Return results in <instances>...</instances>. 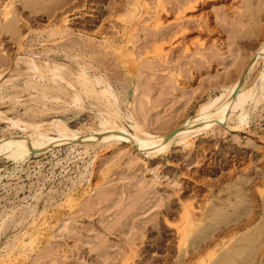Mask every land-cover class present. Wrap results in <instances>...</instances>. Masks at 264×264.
Here are the masks:
<instances>
[{
	"label": "rangeland",
	"instance_id": "obj_1",
	"mask_svg": "<svg viewBox=\"0 0 264 264\" xmlns=\"http://www.w3.org/2000/svg\"><path fill=\"white\" fill-rule=\"evenodd\" d=\"M216 3L187 17L190 30L176 47L165 43L164 57L153 38L177 22L167 16L154 27L153 3L132 13L133 0H0V141L39 131L63 137L62 121L80 136L101 127L102 104L84 94L83 106L66 84L63 92L47 61L65 65L67 76L85 70L113 83L109 106L121 124L134 132L137 119L150 136L166 135L223 96L264 41V0ZM256 65L246 88L262 82L264 59ZM258 100L153 154L112 140L0 154V264H264V96Z\"/></svg>",
	"mask_w": 264,
	"mask_h": 264
},
{
	"label": "bare ground",
	"instance_id": "obj_2",
	"mask_svg": "<svg viewBox=\"0 0 264 264\" xmlns=\"http://www.w3.org/2000/svg\"><path fill=\"white\" fill-rule=\"evenodd\" d=\"M217 0H156L154 2H151L150 0H133V3H136V5L134 6V8L132 9V13H135L138 9V7H144L145 9L150 7L153 3V5L150 7L151 10H148V11H151L152 12V17H154V21L153 23V26L154 27H157L159 28L161 26L162 28V25L165 23V20H166V17L167 16H173L175 18V21L177 23H175L176 25L179 26H182V27H178L174 24V23H171V24H174L173 25H166V27L168 26V30H166V28H162V30H158L156 32L159 33V36L158 37H154L153 39H155L154 43V47H153V51H155V54L158 55V56H164V55H167L168 51L165 52V43H169V45H173L175 46L174 44L176 43V41L178 42H181L179 41V38L182 36H184V33L183 35H181L180 33H183L184 31H186L187 29L190 30V26L189 28L187 27V22H189V20H192V19H187L188 16H190L191 14L194 13L195 15V12L203 9L206 4H213L216 3ZM227 2V0H221V2ZM232 1V0H231ZM231 3V2H230ZM226 4L224 6V3H220L222 4L225 9L229 7H231L229 4ZM4 4V3H3ZM8 4V3H7ZM113 4V3H112ZM217 4V3H216ZM232 4V3H231ZM10 5V4H9ZM117 5V4H116ZM212 5V6H213ZM221 6V5H220ZM228 6V7H227ZM2 7H6L5 8V11L3 12L5 16L3 17H6L8 16L9 14L12 13V11L10 10L11 7H9L8 5L4 4ZM9 7V8H7ZM114 7V6H112ZM123 7V6H122ZM247 7V6H246ZM250 7V6H249ZM117 8V7H116ZM130 8V7H129ZM148 8V9H150ZM4 9V8H3ZM111 9V8H110ZM118 9V8H117ZM250 9V8H249ZM247 9V10H249ZM116 10V9H115ZM143 10V8H142ZM139 11V10H138ZM147 11V9H146ZM242 11V10H241ZM240 11V12H241ZM117 12V11H115ZM114 12V13H115ZM119 12V10H118ZM220 12V11H219ZM226 14L227 11H224ZM235 12V11H234ZM246 12V11H244ZM140 13V12H139ZM150 13V12H149ZM222 13H223V9H222ZM137 14V13H136ZM148 14V13H147ZM198 14V13H197ZM196 14V15H197ZM202 14V13H201ZM230 14V13H229ZM243 14V13H242ZM118 15V14H117ZM120 15V14H119ZM118 15V16H119ZM133 15V14H132ZM199 15V14H198ZM218 15H220V13H218ZM217 15V16H218ZM225 15V14H224ZM234 15V14H233ZM247 15V14H245ZM250 15V14H249ZM248 15V16H249ZM75 16V15H74ZM151 16V15H149ZM192 16V15H191ZM190 16V17H191ZM201 16V15H200ZM203 16V15H202ZM201 16V17H202ZM228 16V15H225L224 18ZM242 16V15H241ZM122 17V16H120ZM119 17V18H120ZM133 17V16H132ZM151 17V18H152ZM172 17V18H173ZM194 17V16H192ZM197 17V16H196ZM199 17V16H198ZM205 17V15H204ZM221 17V15L219 16ZM173 18V19H174ZM6 19V18H5ZM202 19V18H201ZM219 19V18H217ZM222 19V17L220 18ZM227 19V18H226ZM225 19V21H226ZM235 19V18H234ZM244 19V18H243ZM247 19V18H246ZM147 20V19H146ZM169 20V19H168ZM200 19L197 20L196 18V21L198 22ZM147 21H151V19L147 20ZM171 21V20H170ZM204 21H205V18H204ZM223 21V22H225ZM245 21V20H244ZM243 21V22H244ZM246 21H249V20H246ZM146 22V21H145ZM152 22V21H151ZM192 22V21H191ZM194 22V21H193ZM207 22V21H206ZM206 22H204L206 24ZM241 22V21H240ZM220 23V22H219ZM218 23V24H219ZM230 23V22H228ZM242 23V22H241ZM11 24V23H10ZM9 24V26H10ZM14 24V23H13ZM166 24V23H165ZM191 24V23H190ZM198 24L201 25L202 27V20H201V23L198 22ZM197 24V25H198ZM226 24V23H225ZM12 25V24H11ZM137 25V24H136ZM139 25V23H138ZM137 25V26H138ZM189 25V24H188ZM195 25V23H194ZM197 25H195V27H197ZM144 26V25H143ZM141 26V27H143ZM147 26V25H146ZM151 26V27H153ZM177 28H176V27ZM213 26V25H212ZM228 26V25H227ZM136 27V26H135ZM153 27V28H154ZM204 27V25H203ZM207 27V26H206ZM221 27V26H220ZM243 27V26H242ZM132 28V26H131ZM140 28V27H139ZM156 28V30H157ZM182 28V29H180ZM198 28V27H197ZM218 28V26H217ZM248 28V27H247ZM134 29V28H133ZM138 29V28H136ZM143 29V28H142ZM207 29V28H206ZM225 29V28H224ZM132 30V29H131ZM145 30V28H144ZM148 30V29H147ZM155 30V29H154ZM192 30V29H191ZM241 30V29H240ZM130 31V30H129ZM134 30H132L131 32H133ZM136 31V30H135ZM139 31V30H138ZM150 31V29H149ZM200 31V30H199ZM222 31V30H220ZM128 32V31H127ZM130 32V34H132ZM140 32V31H139ZM151 32V31H150ZM154 31H152L153 33ZM225 32V31H224ZM119 33V32H118ZM129 33V32H128ZM137 34V32H134ZM148 33V32H146ZM156 34V33H155ZM134 35V38H135V34H132V36ZM149 35V34H147ZM153 34H151L152 36ZM137 36V35H136ZM197 36V35H196ZM196 36H194L196 38ZM231 36H234L233 34ZM128 38V36H126ZM150 37V35L148 36ZM210 37V36H209ZM214 37V36H213ZM133 38V39H134ZM152 38V37H151ZM148 39L149 41L151 40ZM192 38V37H191ZM207 38V37H206ZM152 39V40H153ZM184 39V38H183ZM205 39V38H204ZM214 39V38H213ZM235 39V38H234ZM233 39V40H234ZM193 40V39H191ZM148 41V42H149ZM185 41V40H184ZM218 41V40H217ZM137 42V40L135 41ZM186 42V41H185ZM202 42V41H201ZM235 42V41H234ZM153 43V44H154ZM182 43V42H181ZM191 43V42H190ZM190 43H188L190 45ZM204 43V42H202ZM216 43V42H215ZM187 44V42H186ZM200 44V43H199ZM209 44V43H208ZM192 45V44H191ZM217 45V44H216ZM187 46V45H186ZM197 46V45H195ZM222 46V45H221ZM176 47V46H175ZM188 47V46H187ZM205 47V46H204ZM212 47V46H211ZM217 48V46H216ZM190 49V48H189ZM188 49V50H189ZM196 49V48H195ZM192 50V49H191ZM200 50V49H199ZM194 52V51H193ZM199 52V51H198ZM217 52V51H216ZM19 53V52H18ZM210 53V52H209ZM190 54V53H189ZM196 54V53H195ZM213 54V53H212ZM219 54V53H218ZM31 55V54H30ZM30 55H28L30 57ZM199 55V54H198ZM19 55H17L18 57ZM33 56V55H32ZM31 56V57H32ZM170 56V55H169ZM167 56V58L169 57ZM251 59L248 61V63L246 64V66L242 68L243 70H241V74L238 75V78H236L235 82L231 85L230 88H228V91H226V93H222L224 94L223 96H217L216 98L214 97V100H210L209 102H206L204 105H201L202 107L200 108L199 107V111L198 113H196L195 115L193 116H190V117H187L181 125H179L178 127H176L175 129L171 130L169 133H167L166 135H154V136H158L157 138L153 137V136H150L152 135L150 132H148L149 130L143 128V124L141 125L140 122L137 120V119H133L134 120V123L131 124L132 127L134 128V132H132L129 128H127L123 123L121 124V122L119 121L120 119V116L121 114H118L120 113L119 110H116L117 108H114L112 109L109 105L112 103L110 101V96L112 98V95L114 96V91H113V85L111 86V84H109L108 82L106 83H103L104 82L101 78L98 79V78H93L92 76H87L88 74H86L83 70V71H78V72H75V75L76 76H72L71 75H65V74H68V71L67 73H62L61 72V69L62 67L65 68V65H61V64H51L50 62L51 61H47V66L49 67V70L51 71V75L50 77H53L54 79H56L57 81L60 82V85H59V88L63 91V87L64 88H67L68 86V90L67 92H70L71 93V97L75 99L76 102H80L81 104H83V106L86 104L85 101L86 99L84 98V94H90V104H96V105H92V106H97L98 104L102 106H98L97 109L95 110L96 112H98V116H100V128L99 129H95V131L93 132H90V133H81L82 135H78L76 133H74V131L70 129V127L68 128L67 124L63 125L62 124L64 123L62 121V123H58L60 124L61 126L59 127V133H61L63 135V137H55V136H50L48 135V133H43V132H38L36 134H31V136H28V137H23L21 139H16V140H2L0 141V154H7L8 156H13V157H18L20 155H22L23 153H26V152H29V151H32V150H36L38 152H41L43 150H46L50 145H54V144H58V145H61V144H65V143H82V142H89V141H94V140H112V141H116L118 142L119 144H123V145H126L127 147H129L130 149H135V150H140V151H147L149 153H156L159 152L161 149H167L169 148V146H171L172 144H174V142H176L177 140L178 141H181V142H184V143H187L190 136H192L194 133H197V131H202V129L205 127L208 128V126H214L215 124H222L226 121L227 118H230L232 116V113L231 111L232 110H236V109H242V110H245L246 106L248 103L250 102H257V100L261 97L264 96V69L261 71L260 74H262V82H260L261 84L260 85H256V87H251V89H248L246 88V82L248 80V77L250 76V72L253 71L252 69L256 66L257 67V63L260 62L261 59H264V41L263 43L261 44V46L254 52L253 55H251ZM27 57V56H26ZM30 57V58H31ZM165 57V56H164ZM163 57V58H164ZM212 57V56H210ZM217 57V56H216ZM19 58V57H18ZM149 58V57H148ZM166 58V59H167ZM172 58V57H171ZM199 58V57H198ZM214 58V56L212 57ZM150 59V58H149ZM156 59V58H155ZM206 59V58H205ZM220 59V58H219ZM18 60V59H17ZM25 60V59H24ZM168 60V59H167ZM216 60V59H215ZM27 61V59H26ZM200 61V60H199ZM29 62V61H28ZM27 62V63H28ZM30 66L29 68L31 70H34V71H39L40 70V67L37 65V62H36V59L32 57V59H30ZM132 62V61H131ZM153 62V61H152ZM155 62H157L155 60ZM161 62V61H160ZM209 63V62H208ZM239 64V63H238ZM154 65V64H153ZM156 65V64H155ZM159 65V64H158ZM165 65V63H164ZM205 65V64H204ZM211 65V64H210ZM209 65V66H210ZM215 65V64H214ZM166 66H167V63H166ZM201 66V65H199ZM207 67V66H205ZM161 69V68H160ZM182 69V68H181ZM196 69V68H195ZM175 69H173L174 71ZM191 70H193L191 68ZM255 70V69H254ZM49 71V72H50ZM180 71V70H179ZM186 71V70H185ZM182 72V71H181ZM192 72V71H191ZM147 73H148V70H147ZM179 73V72H178ZM176 74V73H175ZM188 74V73H187ZM45 76H48L49 78V75L47 74H43ZM74 75V74H73ZM180 75V74H178ZM186 75V74H185ZM71 76V77H70ZM97 76V75H96ZM74 77V78H73ZM171 77V76H170ZM170 77H168L167 79H169ZM184 77V76H183ZM232 77V76H230ZM174 80V79H173ZM226 80V79H225ZM261 80V79H260ZM171 81V79H170ZM250 81V79H249ZM151 82V81H149ZM259 83V82H258ZM67 87H66V85ZM101 84V85H100ZM147 84V83H146ZM150 84H153V83H150ZM189 84V83H188ZM256 84V83H255ZM184 85V83H183ZM142 86V85H141ZM151 86V85H150ZM143 87V86H142ZM146 87V86H145ZM147 88V87H146ZM149 89V88H147ZM141 90H144L143 88ZM146 90V89H145ZM144 90V91H145ZM63 92H66V91H63ZM148 93V92H146ZM145 93V94H146ZM68 94V93H67ZM263 94V95H262ZM117 95V94H116ZM115 95V96H116ZM150 95V94H149ZM118 97V96H117ZM140 97V95H139ZM143 97V95H141V98ZM149 97V96H148ZM224 98L223 101H221L220 99L221 98ZM119 98V97H118ZM117 98V99H118ZM145 98V97H144ZM85 99V101H84ZM94 99L96 101H94ZM114 99V98H113ZM116 99V98H115ZM136 100V99H135ZM143 100V99H141ZM220 100V101H219ZM144 101V100H143ZM142 101V102H143ZM259 101V100H258ZM114 102V101H113ZM116 102V101H115ZM138 102H140V100L138 99ZM145 102V101H144ZM159 102V101H158ZM219 102H222L220 104H218ZM98 103V104H97ZM136 104V101L134 102ZM80 104V105H81ZM146 104V103H145ZM158 104V103H157ZM87 105V104H86ZM89 105V103H88ZM112 105H115L114 103ZM111 105V106H112ZM250 105H252L250 103ZM257 105V104H255ZM82 106V105H81ZM87 107V106H85ZM89 107H87L88 109ZM96 108V107H95ZM86 109V108H85ZM142 109V107H141ZM89 110V109H88ZM93 110V109H92ZM98 110V111H97ZM150 110V109H149ZM249 110V108H248ZM91 111V110H90ZM95 112V113H96ZM137 112V111H136ZM141 112V111H140ZM143 112V110H142ZM94 113V114H95ZM231 113V116H229ZM244 113H246L245 111H241V114L239 115L241 117V119H244ZM248 113V112H247ZM246 113V115H247ZM2 114V111L1 113ZM146 114V112H145ZM5 115V114H4ZM136 115V114H135ZM3 116V115H2ZM7 116V115H6ZM122 116V115H121ZM132 116V115H131ZM151 116V115H150ZM185 116V115H184ZM8 117V116H7ZM134 117V116H133ZM132 117V118H133ZM136 117V116H135ZM144 117V116H143ZM153 117V116H152ZM131 118V117H130ZM138 118V117H136ZM173 118V117H172ZM185 118V117H184ZM60 119V118H59ZM145 119V118H144ZM153 119V118H152ZM140 120V119H139ZM155 120V119H154ZM170 120V119H169ZM228 120V119H227ZM57 121V120H56ZM141 121V120H140ZM147 121V119H146ZM149 121V120H148ZM159 121V120H158ZM243 121V120H242ZM155 121H153L154 123ZM57 123V122H56ZM142 123V121H141ZM150 123V122H148ZM152 123V125H153ZM165 122H163L164 124ZM57 124V125H58ZM53 125H55L53 123ZM161 125V124H160ZM239 125V124H238ZM238 125H231V128L232 130H236L238 129ZM31 126V125H30ZM39 126V125H38ZM43 126V125H42ZM56 126V125H55ZM167 126V125H166ZM216 126V125H215ZM40 127V126H39ZM38 127V128H39ZM58 127V126H56ZM32 128V127H31ZM46 129V128H45ZM147 130V131H146ZM49 131V130H48ZM32 133V132H31ZM109 142V141H108ZM180 142V143H181ZM114 143V142H113ZM116 145V144H114ZM118 145V144H117ZM153 151H152V150ZM166 151V150H165ZM152 153V154H153ZM140 154V153H139ZM131 215V214H130ZM129 215V216H130ZM133 220V219H132ZM128 222V221H127ZM184 230L182 229L180 232H183ZM183 235V233H180V235ZM134 238V237H133ZM130 242V241H129ZM136 247V245H135ZM103 248V247H102ZM134 248V247H133ZM132 248V249H133ZM101 249V248H100ZM105 249V248H104ZM135 249V248H134ZM139 249V248H138ZM208 250V249H206ZM214 250V249H213ZM212 250V251H213ZM129 251V250H128ZM133 251V250H132ZM139 251V250H138ZM131 252V251H130ZM132 253V252H131ZM127 254V253H126Z\"/></svg>",
	"mask_w": 264,
	"mask_h": 264
}]
</instances>
